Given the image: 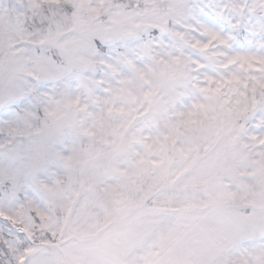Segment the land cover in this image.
<instances>
[{"label":"snow or ice","instance_id":"obj_1","mask_svg":"<svg viewBox=\"0 0 264 264\" xmlns=\"http://www.w3.org/2000/svg\"><path fill=\"white\" fill-rule=\"evenodd\" d=\"M111 127L127 238L58 217L77 142ZM79 219V217H77ZM0 264H264V0H0Z\"/></svg>","mask_w":264,"mask_h":264},{"label":"rangeland","instance_id":"obj_2","mask_svg":"<svg viewBox=\"0 0 264 264\" xmlns=\"http://www.w3.org/2000/svg\"><path fill=\"white\" fill-rule=\"evenodd\" d=\"M114 142L116 138L112 136L110 126L98 130L94 141L77 142L72 168L65 177L64 187L57 192L55 207L58 217L72 213V219L76 220L72 225L73 235L86 234L81 243L101 256L124 251L127 238L117 227L120 217L113 211L111 197L98 186V173L114 176L107 187L124 193L133 202L141 200L152 189L157 176V171L150 167L137 169L133 157L125 153L120 155L127 160L128 175L115 174L117 153L112 147Z\"/></svg>","mask_w":264,"mask_h":264}]
</instances>
